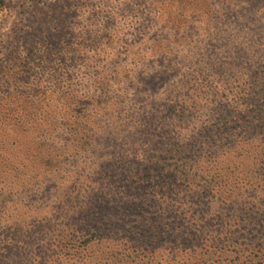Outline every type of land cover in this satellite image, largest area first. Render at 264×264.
Segmentation results:
<instances>
[{
    "label": "rangeland",
    "instance_id": "374dc122",
    "mask_svg": "<svg viewBox=\"0 0 264 264\" xmlns=\"http://www.w3.org/2000/svg\"><path fill=\"white\" fill-rule=\"evenodd\" d=\"M262 85L264 0H0V264H264Z\"/></svg>",
    "mask_w": 264,
    "mask_h": 264
},
{
    "label": "trees",
    "instance_id": "16d2710c",
    "mask_svg": "<svg viewBox=\"0 0 264 264\" xmlns=\"http://www.w3.org/2000/svg\"><path fill=\"white\" fill-rule=\"evenodd\" d=\"M252 85H250L248 88H253L255 87V82H250ZM261 85V84H260ZM245 90V89H244ZM243 90V91H244ZM241 91V90H240ZM256 92L260 94V96H258L259 98H263L264 97V86H260L257 88ZM262 96V97H261ZM239 97V96H237ZM239 100H242V106H231V108H233V111L238 115V114H244L247 118L250 117H254L257 119H260L259 126H263L264 127V122L262 120V117L259 116V112L262 111V109H264V106H259L258 104V99L257 98H252L250 97V99L248 98V100H245V97L242 95ZM238 100V101H239ZM231 104H235V105H239V103L237 101H233ZM247 121V125L250 124L252 125L254 123L255 120H245ZM214 182V179H213ZM196 205L197 204V208L201 209V207L203 206V203L200 202L199 200H196L194 202ZM206 214H210L211 216H217L218 212H211L210 209L206 210L205 212ZM217 213V214H215ZM209 219H205L204 222H207ZM197 225H193L192 222H190L187 225H184L183 223H179L178 226V230H179V237L177 238V241L182 240L184 238V233H192L195 232L196 234L200 233L199 227L198 226L199 222L203 221V219L198 218L197 219ZM210 221H215L214 218ZM202 223V222H201ZM214 224V223H213ZM212 224H210L211 226ZM168 226L167 222H164L162 216H155L150 218H145V233H140L136 236V238H127L129 243L131 242H137L138 243V247L136 248L137 250H143L145 252L148 253H153L154 250L156 251V247L159 246V244L161 243V241L163 240L164 236H165V232L166 227ZM208 228L209 226L204 224L202 227ZM200 227V228H202ZM86 233H90L91 236L90 238H87V240L83 241V243L87 244L88 242H90L92 239L100 237V236H104L102 233H105V229H101V228H97L94 227L93 231H89L87 230ZM201 234V233H200ZM195 235V234H194ZM196 236V235H195ZM101 238V237H100ZM104 239V238H103ZM110 238L104 239V240H108ZM136 239V240H135ZM82 242H80L77 246L75 245H71V247L74 248H78L79 246H82L81 244ZM183 243V241L181 242ZM149 248H153L154 250H149ZM73 258V257H72Z\"/></svg>",
    "mask_w": 264,
    "mask_h": 264
}]
</instances>
